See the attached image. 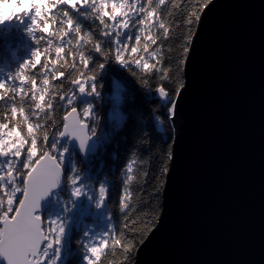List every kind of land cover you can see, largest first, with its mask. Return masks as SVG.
Listing matches in <instances>:
<instances>
[{"label": "water", "instance_id": "95a60500", "mask_svg": "<svg viewBox=\"0 0 264 264\" xmlns=\"http://www.w3.org/2000/svg\"><path fill=\"white\" fill-rule=\"evenodd\" d=\"M186 79L168 116L173 158L162 218L132 264H264V0H214ZM159 97L164 110L171 98ZM58 139L82 159L97 150L95 134L83 151L74 137ZM63 182L34 215L42 218Z\"/></svg>", "mask_w": 264, "mask_h": 264}, {"label": "trees", "instance_id": "16d2710c", "mask_svg": "<svg viewBox=\"0 0 264 264\" xmlns=\"http://www.w3.org/2000/svg\"><path fill=\"white\" fill-rule=\"evenodd\" d=\"M9 1L0 0V4H5L0 7L8 5ZM123 2L128 8L126 12L128 23L123 28L118 27L114 20L105 19L101 22L97 18L99 13L93 11L95 3L92 0L76 8L62 6L57 9V26H63L62 22L68 18L72 20V24L66 35L59 41H54V44H58L66 56L81 53L91 57L93 63L103 60L97 59L98 51L111 54L103 61L106 66L97 76L98 83L103 86V95L97 100L77 93V100L74 101L78 107L79 104L86 106L89 102L96 103L98 119L91 122V127H95L97 151L82 159L69 144H63L62 148L64 152L69 153V160L73 161L74 167L71 172L70 166L65 164L66 177L80 176L79 183L91 187L94 191H97L100 185L108 189V199L104 201L98 213L105 218L104 237L106 238L112 229H117V237L121 230L132 237L136 241L135 247L130 251L129 261L132 264L141 239V235L134 233L140 232L141 223H137L135 229L131 225L134 220L142 222L146 219L144 213L150 210L151 214L159 215L160 194L156 195L147 207H143L142 204L146 197L155 191V187L161 190L164 179L161 169L167 163L166 157L172 141V129L168 119L169 105L164 110L161 109L160 97L154 89L164 76H168V96L173 99L171 90L179 83L182 58L185 55L182 48L186 46V38L194 31L196 15L199 14L197 7L199 0H183L177 7L173 6L177 0H123ZM12 3L15 2L12 0ZM64 10L68 13L67 17L63 15ZM122 11L123 8L113 9L111 13H106V16L120 17ZM31 23L32 17L28 15L23 21L18 18L0 24V81L7 82L10 87L18 86L15 73L26 61L32 59V53L37 48L46 46L48 37L41 39L43 34L39 31L31 35L28 33L27 29ZM77 28L79 32L74 31ZM44 35L47 36L46 33ZM83 35H87L89 39H82ZM128 46L133 49L137 47L145 49L152 63L141 64V60L144 59L142 54L139 59L129 56L127 63L121 64L120 60L115 58V52L118 48ZM160 64H163L162 68L158 67ZM151 68L156 69L155 74H152ZM38 69L39 65L29 72L34 81L50 77V73H37ZM72 71L69 69L70 73ZM106 84L109 86L107 90ZM64 87L67 88L69 85L65 82ZM47 96L57 114L61 115L64 109L55 94V89L49 88ZM39 103H44L43 97ZM36 105L37 101L33 100L31 92L23 97L12 93L8 99L0 100V121L7 122L11 118L13 123H17L13 117V109L21 107L22 115L27 116L29 123L35 126L43 125L37 135L45 131L51 134L53 127L51 113L47 108L42 109ZM105 106H110L107 122L104 121L103 115ZM19 124L28 128V123L23 120ZM57 142L58 137L55 140L49 137L47 146L59 156L52 147L53 144L56 146ZM43 146L41 143V147ZM133 156L136 158L135 171L127 172V163ZM68 185L69 180L66 179L63 188ZM125 187L130 191V207L124 212L121 204ZM157 204L159 207H154ZM79 214L77 218L81 220L80 224L75 226L74 220L77 218L73 219L74 226L72 225L68 232L61 236L58 245L53 244L57 247L56 251L58 248L61 249L62 258L59 264H88L85 242L87 230L89 227L98 228L101 225L97 224L98 220L91 218V212L83 218ZM126 216L130 217L127 219L129 225L127 229L124 228ZM83 220L88 221L86 226L82 225ZM124 242L127 243L126 240ZM101 264H126L122 249L119 247L115 251L110 249L102 257Z\"/></svg>", "mask_w": 264, "mask_h": 264}, {"label": "snow or ice", "instance_id": "6c2138e0", "mask_svg": "<svg viewBox=\"0 0 264 264\" xmlns=\"http://www.w3.org/2000/svg\"><path fill=\"white\" fill-rule=\"evenodd\" d=\"M92 2L95 3L93 11L99 13L97 18L101 22L110 19L114 20L118 27L127 26L126 12L128 8L123 0H92ZM86 3H89V0H33L30 8L28 5H24L25 11L0 20V24H3L18 19L27 12L32 17V23L27 29L28 33L31 35L33 32L39 31L43 34L41 39L48 37L46 46L37 48L32 53V59L26 61L15 73V80L19 82L17 87H10L7 82L0 81V100L8 99L12 93H17L23 97L31 92L33 100L37 101L36 106L42 109L47 108L53 121L51 134L45 131L39 135L37 133L43 125L35 126L29 123L27 116L22 115L23 109L21 107L13 109V117L17 123H13L11 118L7 122L0 121V144L3 145L0 148V160L3 161L5 157L8 158L6 170L3 162L0 163V261H3L4 264H56V257L48 259V248L53 244L58 245L60 243L64 225L56 219L47 221V224H45L39 215H34V209L39 207V201L49 194L50 189L56 188L61 181L66 179L72 185V197L85 194L82 192L83 185L79 183L80 176L73 175L69 178L64 175L62 169L63 153L57 156L48 148L47 141L49 137L55 140L56 137L67 134L69 137L76 139L80 150L83 151L91 136L95 134V127H90V125L93 120L98 119L96 103L89 102L86 106L79 104L78 107L74 101L77 100V93L94 97L97 100L103 95V86L98 83L97 76L106 66L103 61H106L111 54L102 50L98 51L97 59L103 58V60L93 63L91 57L81 53L66 56L63 49L58 44H54V41H59L66 35L72 24V20L68 18L62 22L63 26L58 27L56 23L57 9L62 6L76 8ZM182 3L183 0H177V3L173 6L177 7ZM212 3H214V0H199L197 4L199 9V15H196L197 26L191 36L186 38V46L182 48L185 53L182 58L183 67L179 73L177 87L171 90L173 99L169 101V118L175 116L180 98L187 88L188 59L192 52V46L195 44L197 35L200 32L201 18L204 11ZM121 8L124 11L121 12L120 17L106 16V13H111L113 9ZM193 14L195 15V12ZM63 15L68 16L66 10L63 11ZM74 31L79 32V28ZM45 33L47 36L44 35ZM82 39L88 40L89 37L83 35ZM39 43L38 40L37 44ZM99 47V44H97V48ZM142 54L144 59L141 60V64L145 62L151 64L152 61L147 56L145 49L139 47L135 49L131 46L118 48L115 52V58L120 60L121 64H125L129 56L139 59ZM135 59L133 62H135ZM37 65H39L37 73H50V77H46L42 81H34L29 72L36 69ZM158 67L162 68L163 64ZM69 69L73 71L70 73ZM150 71L155 74L156 69L151 68ZM56 81H59V83H56ZM65 82L69 87H64ZM33 84L35 87H32ZM168 85L169 78L164 76L154 91L159 96L167 99L169 94ZM49 88L55 89V94L62 104L64 111L61 115L57 114L47 96ZM41 97L44 98L43 104L39 103ZM21 120L28 123V128L20 126L19 122ZM41 143H43V147H41ZM52 147L54 148L55 145L53 144ZM172 158L173 153L169 151L166 157L167 163L161 169L165 187L172 171L170 166ZM135 166L136 158L133 156L127 163L126 171L134 172ZM97 193V207H99L101 203L108 199V189L104 185H100L97 188ZM159 194H161L160 188L155 187V191L146 197L142 206L147 207L153 198ZM129 198L130 191L125 187L122 192L123 203L121 204V209L124 212L130 207ZM154 207H159V204ZM144 216L146 219L142 222L134 220L131 225L135 229L137 223H141L140 232L134 233V235H141L139 243L142 245L149 239V234H153L158 229L162 211L159 215H153L150 210L145 212ZM127 219H130V217H125V229L129 227ZM116 232L117 229H112L105 239L86 245L88 264H101L102 257L110 249L115 251L117 247L122 249L126 264H130V251L135 247L136 241L124 230L119 232L118 237ZM125 240L127 243L124 242Z\"/></svg>", "mask_w": 264, "mask_h": 264}, {"label": "rangeland", "instance_id": "374dc122", "mask_svg": "<svg viewBox=\"0 0 264 264\" xmlns=\"http://www.w3.org/2000/svg\"><path fill=\"white\" fill-rule=\"evenodd\" d=\"M15 3H12V0L8 2V5L0 7V20L5 19L7 16L10 15H16L22 11H25L24 5H28L29 8L31 7L33 0H13ZM0 5H5L0 4ZM19 5V6H17ZM15 9V11H13ZM27 12H25V15L20 17L21 21H23V18L28 16ZM3 145L0 144V148H2ZM57 153L60 155V153H63L62 163L66 166H70L71 172H73V161L69 160V156L67 153L63 151V148H60L57 150ZM4 164L5 170L7 169L8 164V158L5 157L4 160H0V163ZM83 185L82 192L85 194H82L80 197H82V201L74 204L73 203V197L71 195V189L72 185L69 181V185L66 188H63V195L55 194L54 195V202L50 208V210L45 215V222L47 224V221L56 219L63 223L64 225V231L63 235L66 234L69 230V228L73 225V219H76L80 215V217H87L89 215V212H91V218L98 220L97 224H100L98 228H92L89 227L87 230V238L85 239L86 245L94 244L100 240L105 239L104 235L106 234V225L104 224L105 218H102L100 213L101 204L99 207H97V199H98V193L97 191H94L91 187ZM68 197V198H66ZM77 212V214L75 213ZM76 223L75 226H78L81 222L79 218L74 220ZM84 226L87 225V220L82 221ZM46 244V243H45ZM56 246L52 245L50 248H48V259H52L53 257H56V264H59L61 262L62 254L61 249L58 248V252L56 251ZM47 259V258H46Z\"/></svg>", "mask_w": 264, "mask_h": 264}, {"label": "flooded vegetation", "instance_id": "af4514ba", "mask_svg": "<svg viewBox=\"0 0 264 264\" xmlns=\"http://www.w3.org/2000/svg\"><path fill=\"white\" fill-rule=\"evenodd\" d=\"M65 143H66V142H64V143H62V144H59V143L57 142V145L53 148V150H54V151H57L58 149L62 148V147H63V144H65ZM65 153H67V155H69L68 152H65ZM17 171H19V169H17ZM103 205H104V202L101 203V207H103ZM48 211H49V209L46 210V211L44 212V214L42 215L44 222H45V215L47 214ZM45 224H46V222H45Z\"/></svg>", "mask_w": 264, "mask_h": 264}, {"label": "clouds", "instance_id": "9594fccd", "mask_svg": "<svg viewBox=\"0 0 264 264\" xmlns=\"http://www.w3.org/2000/svg\"><path fill=\"white\" fill-rule=\"evenodd\" d=\"M109 86L105 85V90H107ZM110 106H105L103 109V115H104V121L107 122L109 120L110 112H109Z\"/></svg>", "mask_w": 264, "mask_h": 264}]
</instances>
